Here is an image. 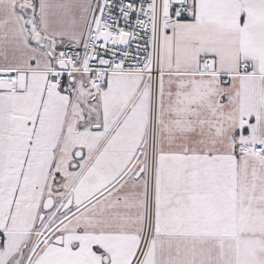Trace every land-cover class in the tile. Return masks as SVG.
<instances>
[{"label": "snow or ice", "instance_id": "snow-or-ice-1", "mask_svg": "<svg viewBox=\"0 0 264 264\" xmlns=\"http://www.w3.org/2000/svg\"><path fill=\"white\" fill-rule=\"evenodd\" d=\"M0 264H264V0H0Z\"/></svg>", "mask_w": 264, "mask_h": 264}]
</instances>
